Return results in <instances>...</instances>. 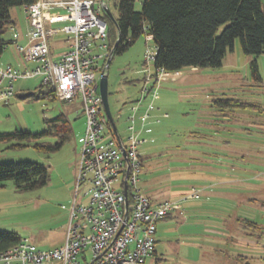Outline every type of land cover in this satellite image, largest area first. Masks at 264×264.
<instances>
[{"label":"rangeland","instance_id":"obj_1","mask_svg":"<svg viewBox=\"0 0 264 264\" xmlns=\"http://www.w3.org/2000/svg\"><path fill=\"white\" fill-rule=\"evenodd\" d=\"M262 6L264 10V0ZM140 8V0H135V10ZM10 14L17 32H24V9L13 8ZM4 37L10 40L12 31ZM151 49H155L153 42L141 35L125 52L111 57L105 74L110 112L123 141L131 106L142 111L152 102L159 110L158 122L148 124L151 133L139 136L145 143L139 147L143 166L137 188L145 195L152 193L153 202L172 199L182 214L157 225L161 260L156 264H264V55L246 56L235 39L221 67L183 68L157 84L153 63H149L151 79L145 81V59ZM98 54L106 55V51ZM253 59L261 83L252 77ZM0 61L19 70L36 66L22 61L14 43L6 47ZM103 62L100 59L99 66ZM41 84L39 76L13 83L14 96L0 104V132L39 134L47 130L46 121L62 116L74 136L51 153L32 147L0 153V163L28 161L45 167L49 175L46 186L34 191L17 192L10 181L0 187V230L15 232L40 249H53L64 243L85 119L78 102L51 98ZM144 88L149 94H142ZM29 93L40 98L19 97ZM225 99L248 106L220 112L213 102ZM57 141V137H45L38 143ZM120 183L112 187L119 190ZM203 185L209 187L208 193ZM144 264L155 263L148 259Z\"/></svg>","mask_w":264,"mask_h":264},{"label":"built area","instance_id":"obj_2","mask_svg":"<svg viewBox=\"0 0 264 264\" xmlns=\"http://www.w3.org/2000/svg\"><path fill=\"white\" fill-rule=\"evenodd\" d=\"M23 9L26 43H18L20 35L14 29L12 38L22 61L36 66L24 70L0 67V104L14 96L15 81L39 76L59 101L78 102L85 126L63 245L40 249L22 240L0 255V264H144L154 252L157 224L180 209L176 202H153L137 188L142 169L139 147L145 142L139 136L150 132L147 126L155 108L152 102L148 104L139 129L135 126L137 107L131 108L125 141L117 129L113 131L98 91L99 79L105 73L99 61L110 55L107 24L99 17L101 0H38ZM56 9L63 13L52 12ZM57 24L61 26H53ZM57 34L66 36L70 44L58 59L50 51V41ZM99 50L106 55L98 54ZM154 56L153 49L146 54V83L151 79L149 63ZM169 75L164 70L155 71L156 83ZM141 92L147 95L150 90ZM120 180V189L113 188Z\"/></svg>","mask_w":264,"mask_h":264},{"label":"trees","instance_id":"obj_3","mask_svg":"<svg viewBox=\"0 0 264 264\" xmlns=\"http://www.w3.org/2000/svg\"><path fill=\"white\" fill-rule=\"evenodd\" d=\"M37 1L0 0V56L13 42L12 37L10 40L4 37L5 33L8 30L13 33V29L16 30L17 27L11 17V10L24 8ZM104 2L108 7L107 2L111 3L116 12L115 16L112 14L116 24L106 16L103 9L99 16L107 24L106 45L111 57L125 52L141 35L150 36L154 44V70H164L167 73H175L187 67L219 68L227 50L232 49L235 39L240 40L241 49L246 56L258 58L264 55L262 0H140L139 11L135 10V0ZM223 25L222 32L217 35V30ZM107 60L103 62V69ZM250 67L254 81L261 83L255 59L251 61ZM40 86L46 85L42 83ZM46 87L48 96L57 99L53 90ZM38 94L29 93L19 97L38 100ZM213 103L218 106L220 112L228 113H232L236 107L248 106L233 99L216 100ZM61 117L46 121L47 130L39 134L21 131L0 132V153L3 150L26 147L47 153L60 150L74 136L68 122ZM45 137H57L58 141L54 145L39 144L38 141ZM48 178L46 168L36 163H0V187L10 181L17 192L34 191L46 186ZM247 225L258 228L255 222H248ZM22 240L15 232L0 230V255Z\"/></svg>","mask_w":264,"mask_h":264},{"label":"crops","instance_id":"obj_4","mask_svg":"<svg viewBox=\"0 0 264 264\" xmlns=\"http://www.w3.org/2000/svg\"><path fill=\"white\" fill-rule=\"evenodd\" d=\"M52 12H55V13H59V14H62L63 13V10H61V9H56V10H52ZM58 26H60L61 24H57ZM54 27H55V25H53ZM57 27V26H56ZM19 35H20V38H19V40H18V43H20V44H25L26 43V36H25V31L24 32H19ZM65 36L64 35H62V34H57L55 37H53L52 39H51V41H50V51H51V53H52V55L54 56V58H56V59H58L59 57H60V55L61 54H63L64 52H66L67 51V49H68V47H69V42L67 41V39L66 38H64ZM12 43H14V42H12ZM15 44V43H14ZM7 65H10V66H12V67H14L13 65H11V64H7ZM7 65H3L2 63H1V61H0V67L1 68H4L5 66H7ZM132 107H137V111H136V120H135V126H136V128L137 129H139L140 128V126H141V124H140V117L145 113V111H146V108H145V110H142V111H140L139 110V108H138V106L137 105H133V106H131V108ZM131 108L129 109V111H131ZM158 109H154L153 111H152V114H151V116H152V118L149 120V122H148V124L150 125V123H154V120H155V114H157L158 113ZM128 115H130V114H128ZM148 128H149V126H147ZM149 130H150V132H147V134H149V133H151V129L149 128ZM118 132V131H117ZM119 134V133H118ZM120 136V135H119ZM121 137V136H120ZM145 143V142H144ZM202 179H204V178H202ZM232 182L233 183H236V181H228V182H225V183H227V184H232ZM238 182L239 183H242L241 182V180H238ZM210 186V185H209ZM212 186V185H211ZM193 188V187H192ZM202 190H203V192H205V193H208V190H209V187L208 186H205V185H203L202 187ZM220 188H218V190H219ZM147 196L150 198H152V193H148L147 194ZM201 197H200V195L198 194L197 195V199H200ZM172 199H170V201H171ZM165 201V200H164ZM169 201V200H168ZM158 202H161V201H158ZM172 202H174L173 200H172ZM181 208V207H180ZM173 214H179V215H181L182 213H181V210L179 209V211H175L174 213H172L170 216H169V218H171L172 217V215ZM168 219V218H167ZM164 220H166V219H164ZM164 220H162V221H160L159 222V224H157L158 226L160 225V224H162V222L164 221ZM158 226H157V230H156V233H157V231H158ZM66 228V227H65ZM155 240H156V242H155V248H154V252L152 253V255L148 258V259H152L153 260V262L156 264V262L158 261V260H161L160 258H158V247L156 246V244H157V242L159 241V238L157 239V237H156V234H155ZM147 259V260H148ZM146 260V261H147ZM145 261V262H146Z\"/></svg>","mask_w":264,"mask_h":264},{"label":"water","instance_id":"obj_5","mask_svg":"<svg viewBox=\"0 0 264 264\" xmlns=\"http://www.w3.org/2000/svg\"><path fill=\"white\" fill-rule=\"evenodd\" d=\"M102 1V9H103V12L106 14V16L114 23L116 24V21H115V18L114 16L112 15V13L110 12L109 10V7L107 6V4L104 2V0H101ZM111 60V55L109 56L107 62H106V65H105V69L108 68V64ZM98 91H99V94L101 96V99H102V107H103V111L113 129V131L115 132L116 130V127H115V123H114V120H113V117H112V114L110 112V108H109V104H108V90H107V75L105 73H103L99 79V82H98ZM123 155H124V158L126 160V154L125 152L123 151ZM128 171H129V167H128V164H127V169H126V177L128 175ZM126 181H127V178H125V185H126ZM125 190H126V186H125ZM126 192V191H125Z\"/></svg>","mask_w":264,"mask_h":264},{"label":"clouds","instance_id":"obj_6","mask_svg":"<svg viewBox=\"0 0 264 264\" xmlns=\"http://www.w3.org/2000/svg\"><path fill=\"white\" fill-rule=\"evenodd\" d=\"M106 70V69H105Z\"/></svg>","mask_w":264,"mask_h":264}]
</instances>
